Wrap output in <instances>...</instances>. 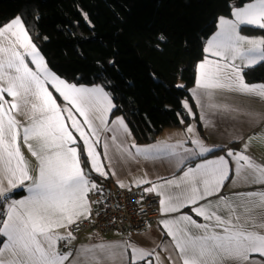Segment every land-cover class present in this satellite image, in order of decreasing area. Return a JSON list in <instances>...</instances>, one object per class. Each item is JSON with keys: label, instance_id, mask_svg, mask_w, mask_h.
Listing matches in <instances>:
<instances>
[{"label": "snow or ice", "instance_id": "obj_1", "mask_svg": "<svg viewBox=\"0 0 264 264\" xmlns=\"http://www.w3.org/2000/svg\"><path fill=\"white\" fill-rule=\"evenodd\" d=\"M230 16L217 18L188 90L205 111L198 114L189 99L180 101L181 124L185 116H198L211 127L212 114L241 111L212 102L216 95L264 102V83L245 79L247 69L264 65V38L240 34L242 26L264 30V0L233 7ZM83 18L88 21L87 14ZM108 63L115 67V61ZM115 108L103 85L69 82L52 71L22 15L0 25V264H159V250L168 264H264V163L248 154L256 133L225 150L208 146L189 124L182 140L139 146L129 142L131 130L122 117L109 119ZM245 115L251 124L264 125V112ZM22 146L36 161L34 170ZM214 150L224 155L209 159ZM139 157L167 159L175 169L170 178L140 177L128 185L117 179L118 189H142L138 204L148 195L158 198L161 243L69 247L77 238L71 229L92 220V203L107 202L90 201V194L104 191L93 176L112 179L121 160ZM229 181L258 187L225 195ZM20 188L28 195L12 198Z\"/></svg>", "mask_w": 264, "mask_h": 264}, {"label": "trees", "instance_id": "obj_2", "mask_svg": "<svg viewBox=\"0 0 264 264\" xmlns=\"http://www.w3.org/2000/svg\"><path fill=\"white\" fill-rule=\"evenodd\" d=\"M249 1L0 0V25L22 15L51 70L69 82L103 85L116 105L110 119L122 117L135 142L150 143L180 125V101L193 104L188 90L217 18ZM245 79L263 80L264 65L247 69Z\"/></svg>", "mask_w": 264, "mask_h": 264}, {"label": "crops", "instance_id": "obj_3", "mask_svg": "<svg viewBox=\"0 0 264 264\" xmlns=\"http://www.w3.org/2000/svg\"><path fill=\"white\" fill-rule=\"evenodd\" d=\"M254 2V0H250L249 2L235 8L243 7L244 5ZM226 18H231L230 15L221 16ZM10 21V20H9ZM8 21V22H9ZM253 29V31H246L244 29ZM217 31V27L215 31L208 37L210 38L215 32ZM240 34L245 37L249 38H264V30H260L259 28L253 26H242L240 29ZM207 38V39H208ZM205 41L204 47L206 46ZM247 46V45H246ZM207 54L204 53L203 58L200 59L195 68V77H196V69L197 65L200 61L204 60ZM209 59H214L213 57L209 56ZM32 67V65H29ZM62 78V77H61ZM64 79V78H63ZM74 83V82H73ZM250 84H259L264 83V79L256 82H248ZM93 85V84H91ZM87 85V86H91ZM101 85V84H99ZM195 86V79L193 85L190 87L192 89ZM51 90V89H50ZM56 95L55 93H53ZM60 102L58 98V103ZM194 107V112L198 114H203V111L199 107L195 105V101L192 100ZM205 104L209 102L208 98H204ZM212 102L217 104H230L233 107H239L241 111L236 116H222L220 114H212L210 119L212 121L213 126H209L207 122H201L198 118L188 117L185 116L184 123L179 126L175 127H167L162 130V132L156 137L153 142L150 143H137L133 139L132 135L129 137V142H135L139 146H146L152 145L157 142H167V143H175L179 140L184 139V130L187 125L192 124L195 126L199 132L200 137H202L205 143L208 146L219 145L221 149L227 148H238L239 144L235 143L234 140H239L241 136L244 139H247L248 135L255 132L256 136L254 137V143L251 144L248 154L256 159L260 163H264V125L251 124L248 121L247 116L245 113L248 111H255L257 113L264 112V102L259 100H251L240 95L228 94V95H216L212 98ZM183 111V110H182ZM114 117L113 119H115ZM110 119V116H109ZM111 120V119H110ZM106 135H111V133H107ZM22 152L24 153L25 159L29 162L30 166L34 170L36 168V161L33 157H31L30 153L27 151L25 147L22 146ZM216 151V150H214ZM211 153L208 158L212 159L217 156L224 155V152L218 150L216 152ZM117 173L116 177H113L111 182L117 186V179L124 182L125 185L130 184L134 180L145 177L150 179H156L157 177H167L170 178L174 173L175 169L173 166L168 162L167 159L156 158V159H145L143 157H139L137 160H129L124 161L121 160L114 169ZM33 174L34 171H33ZM93 176V179L99 183V181L103 178ZM258 186L249 187L246 185H233L231 181H229L223 189V194L228 195L232 191H246V190H256ZM23 189V188H20ZM24 193L20 196H13L14 199H22L26 195H28L26 189H23ZM158 217L157 221L146 227L144 229L133 231L129 233H91L88 232L82 233L79 236H76V240L72 242V245L69 247L79 248L80 245H92L101 242L106 243H119L126 241L132 245H136L139 248H154L156 245L161 243L163 237L161 236L160 229L158 227ZM63 231V230H62ZM60 247L63 250L65 249L63 244H60ZM158 255L160 257L159 264H168L167 255L163 250L158 251Z\"/></svg>", "mask_w": 264, "mask_h": 264}, {"label": "built area", "instance_id": "obj_4", "mask_svg": "<svg viewBox=\"0 0 264 264\" xmlns=\"http://www.w3.org/2000/svg\"><path fill=\"white\" fill-rule=\"evenodd\" d=\"M98 184L102 185L103 194H90L89 199L98 201L107 198V202L103 205L92 203V220L78 222L71 229L75 236L83 232L125 234L144 229L157 221L159 205L155 195L146 196L138 204L136 201L140 199L139 193L142 189L133 187L130 192L121 190L105 179H101ZM97 212L99 216L96 215Z\"/></svg>", "mask_w": 264, "mask_h": 264}, {"label": "rangeland", "instance_id": "obj_5", "mask_svg": "<svg viewBox=\"0 0 264 264\" xmlns=\"http://www.w3.org/2000/svg\"><path fill=\"white\" fill-rule=\"evenodd\" d=\"M83 233H85V232H83ZM89 234H91V232H88ZM82 234V233H81ZM80 235V234H79ZM79 235H77V236H79Z\"/></svg>", "mask_w": 264, "mask_h": 264}]
</instances>
